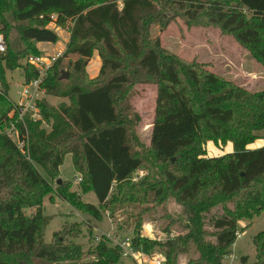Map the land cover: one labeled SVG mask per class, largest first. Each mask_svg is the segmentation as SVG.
<instances>
[{
  "label": "trees",
  "instance_id": "16d2710c",
  "mask_svg": "<svg viewBox=\"0 0 264 264\" xmlns=\"http://www.w3.org/2000/svg\"><path fill=\"white\" fill-rule=\"evenodd\" d=\"M176 18L220 28L264 67V0H0L7 45L0 55V264H123L122 249L105 236L88 249L75 243L82 235L78 224L45 241L44 199L67 155L82 175L80 190L94 193L98 206L78 202L71 182H57V197L98 220L108 210L123 211L128 219L118 231L136 229L133 251L162 256L163 264H224L242 232L239 222L264 213V147L248 149L264 131V90H249L168 51L152 30L164 31ZM49 24L70 37L41 88L70 104L37 102L51 131L28 122L27 156L5 133L14 110L6 71L20 58L43 56L38 44L59 41ZM95 52L101 68L91 79ZM65 68L72 79L63 78ZM37 78L30 66L26 83ZM138 85L157 89L148 147L131 104ZM208 142L231 143L234 151L210 158ZM140 171L145 176L133 181ZM168 202L183 206L164 216L169 237L143 236L138 230L148 208L142 206ZM26 207L36 212L26 215ZM253 244L256 260L245 256L240 264H264V231Z\"/></svg>",
  "mask_w": 264,
  "mask_h": 264
},
{
  "label": "rangeland",
  "instance_id": "374dc122",
  "mask_svg": "<svg viewBox=\"0 0 264 264\" xmlns=\"http://www.w3.org/2000/svg\"><path fill=\"white\" fill-rule=\"evenodd\" d=\"M49 28L58 33L59 41L56 44L43 43V45H41V54L43 56L57 54L62 56L69 42L70 33L67 29L57 27L55 24H49ZM14 36L15 42L13 41V44H16L17 49L21 50L23 44L21 45L19 43L16 34H14ZM152 36L159 37L162 45L168 51L184 61H195L202 64L207 70L213 71L249 90H264V67L257 62L250 51L245 49L234 36L223 32L218 27L203 26L198 23L186 21L182 18H176L164 31H162L158 25L154 26ZM30 57L31 55L20 58L15 69L6 71V81L9 85L8 96L12 104L13 102H18V93L22 90V86L26 84L25 75L27 74V69L31 66L28 62ZM76 59L77 56L70 57L72 61ZM100 68L101 60L98 53L95 52L93 60L90 62L87 69L89 78L93 79L96 75L98 76ZM73 75L74 73L66 68L62 74L64 79H72ZM2 87L0 81V89H2ZM134 89L135 93L131 98V104L141 118L137 132L142 142L148 147L151 138V127L155 118L157 89L154 85H138ZM37 100L46 101L49 105L54 107H59L62 104H70L69 99L47 95L44 89L37 94ZM38 109L40 112L39 116L34 118L28 115L26 117L27 127L28 122L40 123L42 129L47 132L51 131V126L44 121L41 110L39 107ZM11 123L16 124L14 118L8 123L5 133L9 132ZM259 136L260 139L250 145L248 149L255 150L264 147V131L261 132ZM229 144L231 143L221 146L220 144L208 142L206 144L207 156L213 158L232 153L234 150L228 153L227 146ZM39 170L47 177L41 168H39ZM145 174V171H140L133 176V181H139ZM77 177H82V175L76 172L72 156L67 155L64 164L60 168L59 175L51 182L53 187L52 193L44 199L43 213L50 218V224L45 232V241L51 243L56 232L62 230L65 225L68 226L67 228H71L74 224L80 226L82 235L73 241L82 245L85 249L96 245L103 236L107 237L115 245L116 242L121 239L133 238L136 231L133 226L130 228L124 227V230L118 231V225L128 219V216L123 213V211L112 212L108 210L107 212H103L102 219L98 220L91 213H83L57 197L55 190L58 180L61 179L62 182H71V191L77 195L78 202L86 204L91 203L98 206L97 198L94 193H84L80 190V185L82 183L79 184L76 182ZM142 207H147L148 209L145 208L147 209V212H145V220L143 226L139 228L138 231L145 237L157 240H165L169 237L167 233H164L165 229H167V216H164L174 214L176 211H183V206H178L174 202H168V204L164 206L145 205ZM127 211H130V209ZM24 212L26 215H31L36 212V209L26 207ZM251 223L252 225L246 228ZM239 227L242 229V232L238 235L237 241L232 247V254L224 260V264H240L241 258L245 256L249 257L250 263L256 260L253 239L258 233L264 231V213L256 217L252 222L245 220L239 222ZM173 232V235L177 233L175 231ZM181 262L184 264L186 260L182 259ZM123 264L136 263L131 258L124 257Z\"/></svg>",
  "mask_w": 264,
  "mask_h": 264
},
{
  "label": "built area",
  "instance_id": "2783aa9c",
  "mask_svg": "<svg viewBox=\"0 0 264 264\" xmlns=\"http://www.w3.org/2000/svg\"><path fill=\"white\" fill-rule=\"evenodd\" d=\"M7 45L4 35L1 33L0 28V55L6 52ZM60 55H47V56H32L28 62L35 68L38 73V78L26 83L22 86V90L18 93V102H13V114L12 118L15 119V123H11L9 132L6 133L18 146L19 150L29 156V138L28 127L26 125V117L28 115L34 118L40 115L37 106V94L42 91L41 84L47 77L49 70L56 63ZM1 90V89H0ZM21 131H26V139L21 138ZM77 183L82 182V177L76 178ZM122 251L123 257H129L136 264H163L164 258L162 256L149 257L141 253L134 252L131 246V238L121 239L116 242Z\"/></svg>",
  "mask_w": 264,
  "mask_h": 264
},
{
  "label": "crops",
  "instance_id": "0c3cea01",
  "mask_svg": "<svg viewBox=\"0 0 264 264\" xmlns=\"http://www.w3.org/2000/svg\"><path fill=\"white\" fill-rule=\"evenodd\" d=\"M41 45H43V43H40V44H38V48H39V50L41 51ZM65 49V48H64ZM42 52V51H41ZM58 55V54H57ZM97 76V75H96ZM95 76V77H96ZM227 149H228V153L229 152H232L233 151V145L232 144H229L228 146H227Z\"/></svg>",
  "mask_w": 264,
  "mask_h": 264
},
{
  "label": "water",
  "instance_id": "95a60500",
  "mask_svg": "<svg viewBox=\"0 0 264 264\" xmlns=\"http://www.w3.org/2000/svg\"><path fill=\"white\" fill-rule=\"evenodd\" d=\"M61 183H62V180H61V179H59V180H58V184L60 185Z\"/></svg>",
  "mask_w": 264,
  "mask_h": 264
}]
</instances>
